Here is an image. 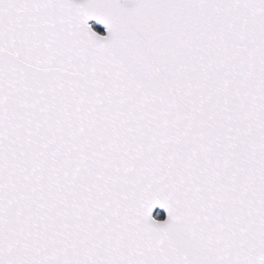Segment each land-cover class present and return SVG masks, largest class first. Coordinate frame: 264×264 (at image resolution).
Returning <instances> with one entry per match:
<instances>
[{
    "label": "water",
    "instance_id": "obj_1",
    "mask_svg": "<svg viewBox=\"0 0 264 264\" xmlns=\"http://www.w3.org/2000/svg\"><path fill=\"white\" fill-rule=\"evenodd\" d=\"M0 264H264V0H0Z\"/></svg>",
    "mask_w": 264,
    "mask_h": 264
}]
</instances>
